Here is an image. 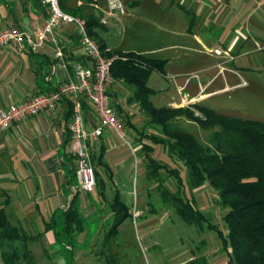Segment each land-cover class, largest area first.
Returning <instances> with one entry per match:
<instances>
[{"label":"crops","instance_id":"1","mask_svg":"<svg viewBox=\"0 0 264 264\" xmlns=\"http://www.w3.org/2000/svg\"><path fill=\"white\" fill-rule=\"evenodd\" d=\"M120 1L124 12L107 16L106 24L96 30L97 42L101 43L106 51H130L145 56L146 51H141L136 47L122 49L120 43L117 46H112L109 44L110 38H104L100 34L102 30H106L111 18H119L126 13L123 1L137 3L136 0ZM158 1L155 6V15L159 21L158 27L162 31L163 37L169 42L162 44L163 48L174 51L177 49V56L162 55L161 58H157L165 60L163 73L153 71L173 78L183 77L180 82L174 83L173 95L169 98L168 103L162 106L179 107L191 103L200 104L199 101L207 99L214 93L239 86L240 83H237L225 85L220 89L207 90L213 80L219 76H222L223 82L227 83L226 72L237 75L227 63L233 60L230 50L235 46L236 38L239 37L235 35L233 29L228 31L222 24L223 21L238 18L245 2L250 0ZM58 4L65 11L78 13L82 17L94 16L97 18L106 9L105 0H58ZM252 6L253 3L251 8ZM181 15L185 19L178 24ZM47 18L48 12L39 0H0V30L10 26L25 29L28 31L32 43L37 40L35 29L41 30ZM213 28L215 31L212 30ZM209 36L227 39L222 47L215 44L207 48L215 58L213 61L196 66L194 68L198 70L196 72L187 73V69L194 65L192 55L194 48L190 47L188 39L192 38L201 43V38H210ZM213 48H219L221 53L213 54ZM57 50L61 51V57L56 56ZM172 62L175 63L174 66L171 65ZM75 64L87 66L88 60L82 54L72 24H59L53 27L48 38L36 48L31 47L28 43H23L19 48L12 44L0 47V108L26 100L34 94L52 90L60 81L72 76V68ZM148 78L149 75L146 83ZM191 81H194L195 85L191 86L193 94L188 95L183 91ZM241 85H244V81ZM151 89L155 94V89ZM114 93L110 88L112 106L120 107L125 120L127 118L125 105L130 104L125 101L131 91L124 100H119ZM68 102L73 104L72 98L65 97L56 102L53 108L44 109L36 115L25 117L0 133V204L5 203L4 211L9 223L21 229L27 236H31V239L26 243L31 254V262L18 261L14 264H112L106 262V258L109 257L102 259L105 263L101 262L96 253L98 248V245L95 246L98 240L96 237L99 234L100 226L93 233L92 242L87 245L83 244L85 231L83 217L96 212L91 199H96L98 204L103 206L101 210L106 219H109L111 215L107 205L115 196L128 208V215L135 217L141 212V209L136 207L137 198L133 197L134 200L130 207L131 203L128 205L122 199L117 188L116 182L120 178L117 174L123 168L124 156L119 153L122 149L119 136L111 128H104L101 136L88 142L89 153L98 155L100 159L96 170L101 178L100 181L103 182L102 190L100 183L99 185L94 184L89 192L79 189L78 183H74L72 175L75 174L77 158L68 149L69 133L67 130L68 117H66L69 109ZM80 106L84 124L88 127V124L96 123L88 101L80 99ZM177 122L179 125L181 123L182 127L192 123L183 117L178 118ZM134 126L138 130V127ZM129 128L132 133L128 134L135 147H133L132 153L138 155L137 165L140 170V181L142 184H147L145 161L140 152V141H137V131H134L132 127ZM144 133L147 132L144 131ZM143 141L145 142V140ZM164 162L170 166L168 162ZM198 191H193V194ZM185 193L187 196L189 195L188 192ZM140 195H142L141 190L137 201L142 203ZM72 198L75 199L74 207L84 225L83 230L74 233L71 239L76 236L81 243L65 242L63 244L62 236L55 239L56 226H46L45 222L49 223L53 217L57 218L67 208ZM194 199L197 205L199 200L195 196ZM205 200L206 198L202 199L204 203ZM200 208L203 206L200 205ZM81 213L84 215L82 216ZM51 228L52 231H50ZM15 246L19 247V243L0 241V250L8 251ZM201 250L198 249L197 254L208 260L209 257ZM195 256L190 253L176 264H190V260ZM110 260L113 262L112 259ZM0 264H3L1 256Z\"/></svg>","mask_w":264,"mask_h":264},{"label":"rangeland","instance_id":"2","mask_svg":"<svg viewBox=\"0 0 264 264\" xmlns=\"http://www.w3.org/2000/svg\"><path fill=\"white\" fill-rule=\"evenodd\" d=\"M136 2L127 3L123 1L126 13L119 18H111L106 30L101 31V36L110 38L109 44L112 46H117L120 43L122 49L136 47L141 49V51H146L145 56L151 58H161L162 55L176 57L177 49L175 51L165 49L162 45L169 42L166 41L162 31L159 30V21L155 15V6L159 1L136 0ZM252 3L253 6L251 8ZM254 5L256 6L255 8ZM184 19L183 15H181L178 24ZM223 22L222 25L226 30L230 31L233 29L235 35L239 37L236 38V44L230 50L233 60L227 63L237 75L226 72L227 83H224L222 76H219L213 80L207 90L220 89L225 85H235L237 83H240V85L226 91L224 89L221 92L214 93L207 99L199 101V103L223 115L264 122V1L250 0L245 2L238 18ZM212 30L215 31L214 28ZM212 34L215 36L213 32ZM201 39V43L192 38L188 39L190 47L194 48L192 52L194 65L187 69V73L196 72L198 71L194 69L196 66L213 61L215 58L209 53L211 51L208 52L207 48L215 44L222 47L227 38L210 37ZM171 65L174 66L175 63L172 62ZM210 73L212 74V72ZM182 79V76L173 78L151 71L146 84L155 89L156 92L149 97L150 102L156 107L168 103L169 98L174 93V83L180 82ZM243 81L244 85H241ZM192 84L193 86L195 85L194 81H191L183 92L192 95ZM110 88L112 93L115 92L114 94L119 100H124L130 92V87L123 84L120 80L113 81ZM111 104H113L112 101ZM125 108V116L139 130L147 133H159L158 126L149 125L146 122L148 118L137 102L125 105ZM114 111L120 126V132H122V137H119L122 149L119 153L124 156L123 168L117 174L120 178L116 185L122 195V199L128 205L131 203L130 207L134 200L133 197L138 200L140 190L142 191V195H140L142 203L135 199L136 207L141 209V212L135 217L130 214L127 215L118 226V231L107 237L104 233L110 224V219L104 218L101 210L103 206H100L96 199H91L96 212L90 215L81 213L82 216L84 215L83 220L85 223L83 244L87 245L92 242V235L100 226L95 246L98 245L96 253L103 263L105 261H102V259L109 257V260L112 259L114 264H176L178 261L185 259L190 253L197 256L196 251L198 249H202L201 251H204L206 256L209 257L207 260L208 264L210 262L211 264L226 263V253L219 249L220 238L215 231L206 229L205 225L199 228L194 224L186 223L170 206L159 202L154 181L147 180V184L141 183L140 170L137 165L139 162L138 155L132 153L134 144L131 143L129 135L132 130L125 123L123 113H117L115 109ZM183 128L197 140L206 143V132L196 123L192 122L184 125ZM143 140L148 143L146 139ZM150 147V156L152 158L168 162L171 167L178 169L183 181L186 179V168L180 161H173L168 157L160 144L152 143ZM161 173L165 174L163 171ZM72 178L74 183L77 184L75 174L72 175ZM164 186L172 192L175 189L173 178H166ZM192 196L199 200L197 202L198 209L209 218L212 224L217 225L224 234L226 229L222 221V215L226 208L216 204V197L212 189L204 186ZM201 198L203 200L206 198L205 203ZM200 205L203 208H200ZM56 221L58 222V220ZM56 227L58 228V223ZM50 231H52V228ZM85 232L88 234L86 235ZM61 238L63 244L65 242L72 244L81 243L76 236L74 239H68L65 236ZM106 238L109 241H106ZM95 241L94 239V243ZM229 264L234 263L231 262Z\"/></svg>","mask_w":264,"mask_h":264},{"label":"trees","instance_id":"3","mask_svg":"<svg viewBox=\"0 0 264 264\" xmlns=\"http://www.w3.org/2000/svg\"><path fill=\"white\" fill-rule=\"evenodd\" d=\"M59 7L66 13L84 19L87 34L96 41L103 56H119L110 65L112 79L120 80L130 87L131 93L126 102H137L148 118L146 122L158 126L159 133H144L125 118L127 126L137 131V141H140V152L145 161V178L154 181L159 202L170 206L186 223L199 228L205 225L206 229L215 231L220 238L219 249L226 253L224 264H264V122L223 115L197 103L179 107L154 106L149 100L154 91L146 85V80L153 70L163 73L165 60L130 51H106L96 39V30L102 26L96 17H82L78 13L67 12ZM72 107L73 104L68 102V121ZM113 107L117 113L121 112L118 105ZM194 111L198 116H194ZM180 117L196 123L203 129L206 132V143L197 140L181 127L177 122ZM142 139H146L148 143ZM149 143L160 144L173 161L178 160L185 166L184 181L178 169L150 156ZM90 159L94 167L95 185L100 183L102 190L103 182L100 181L96 170L100 162L99 156L91 153ZM168 177H172L175 183L172 192L164 186ZM204 186L212 189L216 204L226 208L222 215L226 229L224 234L198 209L192 196L193 191H198ZM74 201L72 198L57 218L53 217L49 223L45 222V225L50 227L58 223L54 232L55 239L59 236L70 239L74 233L83 230V220L74 207ZM4 204H0V241L17 242L19 247L15 246L8 251L0 250L2 262H31V254L26 247L31 236L9 223ZM107 208L111 215L104 235L109 237L116 233V227L128 215V208L116 196ZM106 262L114 264L109 258H106ZM189 263L208 264L202 255L193 257Z\"/></svg>","mask_w":264,"mask_h":264},{"label":"built area","instance_id":"4","mask_svg":"<svg viewBox=\"0 0 264 264\" xmlns=\"http://www.w3.org/2000/svg\"><path fill=\"white\" fill-rule=\"evenodd\" d=\"M39 2L47 10L48 18L41 30L35 29L36 42L30 41V35L25 29L10 26L0 30V47L12 44L19 48L23 43H28L36 48L48 38L53 27L59 24H72L88 65L75 64L72 68V76L66 77L48 92L37 93L26 100L0 108V133L25 117L53 108L56 102L65 97L72 98V113L67 123L68 149L77 158L75 176L78 187L89 192L95 184V175L88 142L101 136L104 128H111L119 137H122L114 107L110 101V86L114 81L110 74V65L119 56L115 54L109 57L103 56L96 41L87 34L84 19L61 10L58 0H39ZM105 2L106 9L97 17L101 25L106 24L108 15L124 12L120 0H105ZM212 53L219 55L221 50L213 48ZM61 55V51L57 50L56 56L61 57ZM120 58L124 59L123 56ZM80 99L88 101L96 119V123H90L88 127L83 122ZM193 114L198 116L195 111Z\"/></svg>","mask_w":264,"mask_h":264}]
</instances>
